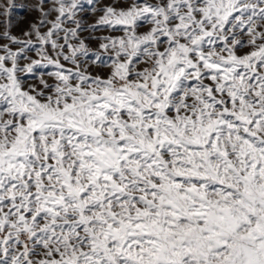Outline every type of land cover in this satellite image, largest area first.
Instances as JSON below:
<instances>
[{
    "label": "snow or ice",
    "instance_id": "obj_1",
    "mask_svg": "<svg viewBox=\"0 0 264 264\" xmlns=\"http://www.w3.org/2000/svg\"><path fill=\"white\" fill-rule=\"evenodd\" d=\"M17 7L0 264H264V0Z\"/></svg>",
    "mask_w": 264,
    "mask_h": 264
},
{
    "label": "rangeland",
    "instance_id": "obj_2",
    "mask_svg": "<svg viewBox=\"0 0 264 264\" xmlns=\"http://www.w3.org/2000/svg\"><path fill=\"white\" fill-rule=\"evenodd\" d=\"M15 2L18 7L13 12V21L14 23H17V26L14 28V32L19 34L20 31L27 26L28 22L34 18V14L25 12L21 7H19V5H27L31 2V0H15Z\"/></svg>",
    "mask_w": 264,
    "mask_h": 264
}]
</instances>
